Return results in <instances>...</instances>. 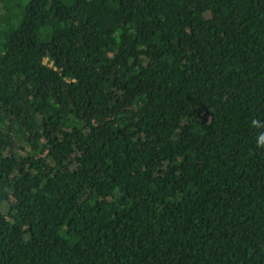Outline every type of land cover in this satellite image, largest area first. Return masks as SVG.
<instances>
[{"label": "trees", "instance_id": "1", "mask_svg": "<svg viewBox=\"0 0 264 264\" xmlns=\"http://www.w3.org/2000/svg\"><path fill=\"white\" fill-rule=\"evenodd\" d=\"M0 264H264V0H0Z\"/></svg>", "mask_w": 264, "mask_h": 264}]
</instances>
